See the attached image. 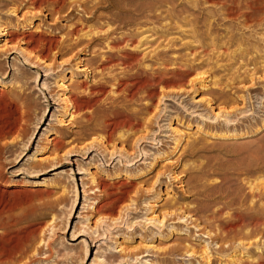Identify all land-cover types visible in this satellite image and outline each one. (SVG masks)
Instances as JSON below:
<instances>
[{
  "label": "rangeland",
  "instance_id": "obj_1",
  "mask_svg": "<svg viewBox=\"0 0 264 264\" xmlns=\"http://www.w3.org/2000/svg\"><path fill=\"white\" fill-rule=\"evenodd\" d=\"M246 1L0 0L1 264H264Z\"/></svg>",
  "mask_w": 264,
  "mask_h": 264
},
{
  "label": "bare ground",
  "instance_id": "obj_2",
  "mask_svg": "<svg viewBox=\"0 0 264 264\" xmlns=\"http://www.w3.org/2000/svg\"><path fill=\"white\" fill-rule=\"evenodd\" d=\"M209 1V0H208ZM258 2V0H250V1H246V3H245V7H247V8H249V9H251V10H255V8H254V6H255V4ZM259 3V2H258ZM229 9H231V7H228ZM229 11V10H228ZM230 12H233V11H230ZM251 12L250 11H248V12H245L244 13V15H245V17H247L249 14H250ZM112 124H113V126L115 125H117L116 123H114V122H112ZM110 126H111V124H110ZM248 219H249V224L251 223V224H256V223H259V221H260V217H259V215H257V214H254V215H250L249 217H248ZM235 224H237V221H232V222H229V223H227L226 225H225V227L226 228H229V229H234V227H235ZM255 229V228H254ZM252 234H255V230L253 231V232H251L250 233V235H252ZM212 240H220L221 242H231V241H234V240H232V237L230 236V233L228 232L226 235H222V234H215L214 236H213V238H211ZM220 251H222V250H220ZM205 253H206V251H205ZM207 256V255H206ZM2 257H3V250H1L0 249V264H1V262H2ZM207 258H209V257H207ZM206 258V259H207ZM209 260V259H208Z\"/></svg>",
  "mask_w": 264,
  "mask_h": 264
}]
</instances>
